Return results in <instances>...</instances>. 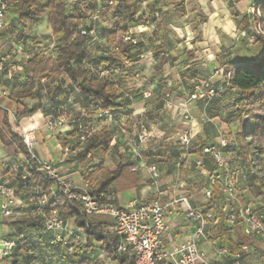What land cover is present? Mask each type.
Wrapping results in <instances>:
<instances>
[{
    "label": "trees",
    "instance_id": "trees-1",
    "mask_svg": "<svg viewBox=\"0 0 264 264\" xmlns=\"http://www.w3.org/2000/svg\"><path fill=\"white\" fill-rule=\"evenodd\" d=\"M13 1H20L23 5L19 18L23 26L39 25L45 10H49L48 22L54 43L52 54L41 51L32 55L24 64L23 75L19 70L9 80V99L24 107L22 113L15 115L16 120L42 112L50 117L49 119L64 116L69 123V112L65 107L68 104L67 98L74 93L78 94L86 100L87 105L85 112L73 122L71 137L76 140L75 148L80 146L82 134H86L91 127H95V132L88 136L82 150L78 153V158L87 159L93 153H106L114 138L112 130L106 123L116 116L123 115L124 104L122 92L118 86L119 79L131 78L132 75L128 72L125 61H131L133 56H136V50L141 47L133 44L131 39L126 41L125 38L129 37L130 29L134 25L142 23L139 16L142 12L143 0H100L102 9L99 12H96L98 9L96 0L87 2L77 0L73 4H68L66 0H49L44 5H40L37 0ZM256 6L264 11V0H259ZM99 20L103 21L105 26H102ZM259 22L264 24V15L261 19L255 18L253 24L257 25ZM118 33L123 38L115 48H112V40ZM11 38L19 45L29 43L31 46V41L39 40L37 37L29 36L25 30L16 29H12ZM106 43L109 44L108 48L103 47ZM256 43L262 47L258 56L251 61L222 58L223 64H227L224 71L227 81L226 93L219 98L222 107L218 110L214 109L217 95L210 101L205 99V103H207V113L210 118L219 117L221 113L226 112L231 121H239L238 131L233 137L234 144L226 151L235 155L234 165L230 162L234 172L240 171L245 178H250L252 190L257 196V203H254V206L264 212V204L258 203L264 200V36L257 35ZM95 45H100V48H93ZM6 52L15 53L14 50ZM161 63H166V60L162 59ZM181 76L192 80L198 76V72L191 67ZM65 78L69 81L67 87H65ZM73 84L76 85L75 88L72 87ZM77 89L80 90L78 93ZM189 89L194 90V84L190 85ZM225 97H228V101ZM0 111L5 113L3 123L0 125V136L10 134L11 142L20 139L21 137L12 129L8 112L1 106ZM101 112H109L111 120L99 118ZM81 126L84 129H81ZM204 146L206 145H194L186 151L195 154L196 161L202 159L209 175H215L217 168L213 161L202 154ZM175 147L180 146L177 144L174 146L172 142H163L156 146L155 153L148 154L150 163L170 166L172 159L169 155ZM23 155L27 154L23 153ZM207 160L212 163L209 169ZM14 164L16 162H13L8 170L11 178H13L11 168ZM126 168H130V165L121 163L114 171H105L101 165L91 168L88 176L89 193L91 195L107 193L110 197V186ZM27 173L26 180L22 179V174L11 179L16 195L24 200V205L16 208V215L6 222V225L16 232L5 238H19L22 235L23 239L18 240L16 249L4 261L6 264H37L38 262L86 264L90 254L95 253V250H79L70 255L60 246L52 245L51 234L44 231L43 219L35 215L34 207L31 205L32 189L38 188L49 194V190L52 192L56 187L55 181L48 177L39 179L44 176V173L35 167L28 168ZM237 189L239 191V188ZM219 195V187L216 186L214 199ZM60 198H66V196L59 189L57 196L52 197L45 208L47 213L53 210L60 212ZM69 207H71L70 216L79 218L86 215L75 203ZM21 210H25L26 215L20 216ZM99 223L106 228L109 227V231L114 230L112 219H100ZM211 224L208 232L213 234H209L210 239L220 248L227 246L232 251H236L238 244L233 247L232 229L226 222V214L216 210ZM76 228L84 229L86 235L91 237L92 242L97 245L102 239H108L107 233L99 231L95 224L87 226V222L83 219ZM119 240L122 241L121 237ZM104 250L111 255L115 264H136V258L131 252H120L118 242L109 240ZM113 252H120V254L112 255Z\"/></svg>",
    "mask_w": 264,
    "mask_h": 264
},
{
    "label": "crops",
    "instance_id": "crops-1",
    "mask_svg": "<svg viewBox=\"0 0 264 264\" xmlns=\"http://www.w3.org/2000/svg\"><path fill=\"white\" fill-rule=\"evenodd\" d=\"M66 1L68 4H73L77 0ZM84 1L87 2L89 0ZM258 1L259 0H230L229 2V7H233L235 9L234 14L239 20V24L235 26L240 27V25H243V27H240V30L246 34H251L253 32L249 26H253L255 20V17L252 14H249L247 10L251 9L254 5H257ZM170 2L175 3V7L179 11L185 10L183 7H181V5L185 4L186 0H179L178 3L175 2V0H154V3L149 4L148 8L141 12L139 19L142 20V23L134 25L130 29L129 37L133 44L143 47L144 42L141 40H136V35L138 34L140 36H144L150 32H154V29L151 27V25L156 23V16L154 14L149 15V11L153 13H166L168 11V4ZM96 3L98 8L96 12H99L102 9V3L100 0H96ZM237 5L239 7H236ZM22 7L23 5L20 1H13L10 4L6 27L8 36L2 42V49L4 52L10 50L15 51V55L20 65L21 75H23L22 71L24 69V64L29 58H31L34 48L29 45V43H25V45H19L16 40L12 39V29L28 31V29L31 28H37L38 30H41L42 28H49L51 31L49 22L47 21L49 12L42 17V21L39 25L23 26L19 21V18L22 14ZM242 11L244 13L243 16H241ZM45 19L46 21L43 23ZM101 25L105 26V23H102L101 21ZM222 30L227 34L232 32V27L224 23L222 24ZM203 31L207 36L209 47L214 45L213 55H220V52L215 51L216 48H220L221 52L223 53L222 58L225 60H238L236 55L237 53H235V51L240 47L245 46L247 40L244 38V36L237 39L233 33V35L230 37L232 44L229 47L224 44L223 38L217 34L215 28L206 27ZM162 37L163 32H161V43L159 44L156 40L151 41L152 44L156 45V51L154 55L160 62L162 59L166 60V64L172 68H175V73H168L167 75L164 73H158L156 76H153L149 80L143 82L137 80L134 75H132L129 79L120 78L118 86L122 92V102L124 104V108L122 111L123 115L119 117L116 116L113 120L110 119L111 121L106 123V125L112 130L114 134L110 149L106 153H93L87 159L78 158V154H74L72 152L66 156L62 154L63 162L61 163L58 160L56 164L59 167L67 166L72 170H75L79 165H84V171L81 172V178L85 184H88L89 170L95 166L101 165L105 171H114L121 163L129 164L130 168H126L122 175L109 188L110 197L121 208L126 207L133 200H138L142 203H146L145 201L151 202L154 200L151 195L154 190V186H158L160 193L165 194L163 197L165 200H168L169 197L178 198L180 196H188L193 206L198 208L206 206L209 203V200L205 195L207 188L209 187V171L207 169H201L195 166L196 155L188 153L186 150H189V148L175 147L171 150L169 155V157L172 159L170 166L166 164H151L148 154L155 153L154 150L156 146H159L164 142L163 137L166 135L164 133V129L163 127L158 126L156 123H153L150 126L146 123L143 125L141 123H137L133 114H144L148 109V105L128 107L133 103V100L142 97L144 95V91L151 90V93L154 94L155 99V102L152 105V108L155 109V116H153L152 112L149 111L147 112L148 119L154 120L156 117L163 119V114L166 112H175L179 116H182L185 114L187 109L184 108L183 100L180 98L184 96L185 92H188L192 96L196 92V88L199 85L198 78L199 80H205L210 77L211 71H215V69H211L206 73L205 71L196 69L198 72V76L196 78L192 80L183 78L181 75L186 72V70L193 67V65L196 63L195 56L192 58L184 57L181 59L172 55H166L167 50L162 46L164 43ZM138 50H136L137 53ZM139 58L140 57L136 55V59L139 60ZM178 60L179 64H177ZM141 71H143V69H141ZM175 76L179 77V82H177V80L174 78ZM223 76V80H217L214 83H211L212 87L218 92V97L213 105L215 110H218L222 107L220 105L221 103H219V98H221L224 93H226L227 81L224 73ZM168 80L173 81L171 88L168 85ZM65 81L66 85H68L69 81L66 78ZM8 83V76L6 74L0 75V86H8ZM145 84L147 85L146 89ZM192 84H194V90L189 89V86ZM126 92H131L134 95L126 97ZM75 99L77 101H83V103L80 104L79 113L72 109L70 104H67L65 107L69 112V123L65 128L60 129V131L50 133L51 139L49 136L44 135V125H46L47 120L50 118L47 117L45 113L38 112L31 117H26L18 121L16 120L15 115L24 111V107L22 105H17L8 98L2 100L0 106L8 112L12 129L20 137L22 132L37 133V130H39V138L43 141L45 146L47 147L49 142H51V144L58 147V150L62 153L63 148H69L71 151L75 148L76 140L71 137V133L74 128L73 122L86 110V100L78 94H76ZM225 99L228 101V97H225ZM193 101L201 102L199 105H197V107L207 115L208 123L205 126H201L198 122H194L191 125L196 139L190 147L193 148L194 145H197L202 141L204 145L216 144L218 142V132L216 130L218 126L216 125V122L219 121V118H210L208 116V108L207 103H205V99L198 98ZM169 103L172 105L168 106ZM4 117V111H0V125H2ZM173 128L180 131L181 135L184 131H186V127L183 122L173 125ZM143 131H146L152 135L153 143L149 146L148 150L145 151L144 155H141L137 159H133L127 151V143L130 140H137ZM173 145L175 146V143H173ZM20 155L21 153L18 149H9V156L11 159L5 160L2 164H0V187L10 182L11 178L8 174V170L13 162H20ZM49 155H54V153L49 151ZM96 157H99V159H96ZM225 157L227 158V151L225 152ZM77 162H79V165ZM207 165L208 169L212 166L210 160H207ZM149 166L157 167L160 173L159 179L152 178L150 172L147 169ZM84 172H87L86 176L84 175ZM193 175L196 176L195 180H193ZM178 177L182 179V183L177 179ZM201 177H203V179ZM138 182L140 184L139 187H137ZM172 185H176V187L173 188ZM198 190H200L202 194L201 198L195 195ZM140 197H143V199ZM158 198L159 197H156V199ZM3 200L4 197L0 195V206H2ZM199 200L204 202L206 201V203L200 201L201 204L199 205ZM125 201L128 203H124ZM1 209L2 207H0V211ZM19 215H26V211L21 210ZM7 219L0 217V240L1 238L12 236L16 232V230H12L6 225V222L8 221ZM171 220L174 222V226L171 229V235L174 240L178 244L189 240L194 232V228L186 219L184 211H172ZM177 221L178 223H176ZM5 229H7V231H5ZM107 229L109 230V227ZM233 235H236V233L232 231V237ZM240 243H242V241ZM215 246H217V243L211 240L210 242L202 243L201 249L203 251H208V257L212 264H219L223 260V257L216 253ZM97 256L98 254L96 252H92L90 254V259L86 262V264H102V262L98 260ZM0 264H6V262L2 261Z\"/></svg>",
    "mask_w": 264,
    "mask_h": 264
},
{
    "label": "clouds",
    "instance_id": "clouds-1",
    "mask_svg": "<svg viewBox=\"0 0 264 264\" xmlns=\"http://www.w3.org/2000/svg\"><path fill=\"white\" fill-rule=\"evenodd\" d=\"M179 2V0H175ZM230 0H186V3L181 5L185 10L179 11L175 7V3L170 2L168 4V11L166 13L161 12H151L149 15L156 16V23L152 24L151 27L154 29V32H150L144 36L136 35V40H141L144 42V46L140 48V51L136 54L139 56V60L136 59V56H133L131 61L126 60L125 64L127 65L128 72L131 75H134L137 80L143 82L149 80L151 77L156 76L158 73H175V68L170 67L166 63H161L157 57L154 55L156 51V45L152 44V40H156L157 43H161V32H163L162 40L164 43L162 46L167 50L166 55H172L183 59L184 57L195 56L196 63L193 65L194 69H199L205 71L206 73L211 69H218L219 71H211L210 77L205 80H199L200 88L204 90V94L207 95L206 85L209 83H214L217 80H223V73L227 64H223L220 48H216V52H220V55H213V47H209V42L205 32L203 31L206 27L215 28L218 35L223 38V42L226 46H231L232 41L230 37L235 34L236 38L245 36V32L240 30V27L235 25L239 24L237 16L234 14L235 9L229 7ZM154 3V0H143V7L141 11H144L148 8L149 4ZM236 7H239L238 5ZM249 14L253 12V9L247 10ZM243 11L241 16H243ZM103 23V21H102ZM228 24L232 27V32L225 33L222 30V24ZM221 25V26H218ZM111 26V24L109 25ZM249 28L255 32L258 28L249 26ZM123 38L121 34L113 38L111 47L115 48L117 44L120 43V40ZM254 40V37H252ZM170 45V47H169ZM103 47L108 48L109 44H104ZM120 47H125V45H120ZM245 49L240 47L237 49V54L244 52ZM179 64V60L177 61ZM223 64V67H221ZM234 67V66H233ZM143 69V71H141ZM177 82H179V77H174ZM173 84L172 80H168V85L171 88ZM67 87V85H65ZM73 88L76 87L75 84L72 85ZM147 85L145 84V89ZM80 90L77 89V93ZM201 93H197L200 95ZM134 95L131 92H126L125 96ZM76 94H72L67 98L68 104L71 105L77 113L80 111V104L83 103L82 100L77 101L75 99ZM175 99V98H174ZM180 99L183 100L184 108L187 109L184 115L179 116L175 112H166L163 114V119L156 117L154 120L147 118V112H152L155 116V109L152 108V105L155 102L154 94L151 93V90L144 91V95L138 99L133 100V103L128 107H137L148 105V109L142 115L133 114L137 123L148 124L149 126L153 123H156L158 126L163 127L164 133L166 134L163 139L164 143L173 142L180 147L187 148L195 141V136L193 134L191 125L194 122H198L201 126H205L208 123L207 115L197 107L201 102L193 101L191 95L188 92H185L184 96ZM179 102V101H177ZM180 122H183L186 131L181 135L180 131L173 128V125H176ZM44 135L50 137V133L60 131L56 125H44ZM175 133V134H174ZM12 138L10 134H5L0 136V164L3 161L11 159L9 156V149L15 148L18 149L20 153L19 156L20 166L24 167L25 173H27L28 168L35 167L44 173V176L39 179H44L45 177L54 178V181L59 185L62 190L67 193L66 198H60V220L59 223H54L49 220L47 227L44 231L49 229L52 232L57 234V240H59L60 233H68L72 235L73 230L76 228V225L80 223V220L83 219L87 222V226H95L99 231L107 233L108 239H102L100 244L92 242L91 237H88L84 232V229H80L78 236V242L87 241L88 250H95L98 254L97 258L102 264H115L112 261L111 255L104 250V246H107L109 240L119 243L120 252L127 251L129 245H133L132 251H136L139 255L142 251H157V257L154 260H149L147 258H142L137 261V264H167L165 257L175 259L176 252H182L185 244L183 242L177 243L171 235V229L174 226V222L171 220V213H168V216L165 217V213L168 212L169 207H173L177 204V201L174 197H169L168 200H165L163 197L165 194L160 193L159 187L154 186V190L151 193L152 198L156 199L159 197L155 212L159 213L156 217L155 225L156 227L153 231L156 233V237L148 236L147 233H144V226H140V232L144 233L143 235H138L135 242L131 239L127 241H120L119 236L121 232L128 231L126 227H121L120 222L117 223V228L115 230L109 231L106 227L99 223L100 219H114V217L101 218L98 214L92 212V201L84 196V193L89 191L88 186L85 185L83 179L81 178V172L84 171V165H79L75 170L69 169L67 166L57 167V161L63 162V155L58 150V147L53 146L51 142L45 146L43 141L39 138V130L37 133L32 134V138H28V134L22 132L21 138L11 142ZM229 142H234L233 138L229 137ZM224 143V141H221ZM49 151L54 153V155H49ZM26 153L27 155H23ZM234 157V154H232ZM99 159V157H96ZM218 159V157H217ZM227 166V165H225ZM84 175H87V172H84ZM203 179V177H201ZM181 181V178H177ZM196 179V176L193 175V180ZM139 182L137 187H139ZM173 188L176 185H172ZM73 189H79L81 194L73 192ZM33 191L37 189H32ZM5 198L3 200L2 207L4 210V218L7 219L10 215V209L15 206L24 204V200L18 198V195H14L11 189H5ZM49 194L51 190H49ZM83 196V198H82ZM143 199V197H140ZM171 201V203H169ZM41 205L47 203L46 199H40L37 201ZM146 203L148 201H145ZM77 204L79 206H86L85 213L79 218L75 216H70L71 207L69 205ZM124 203H128L125 201ZM258 203L264 204V200L259 201ZM26 206V205H25ZM113 207H118V205H113ZM132 211L133 216L136 215V209H129ZM251 212V209H249ZM143 217L148 216V211L145 210L142 213ZM193 219L197 220L199 223L203 224V217H200L196 214H192ZM243 219L235 224L232 231L236 233L233 235V247L239 244L241 241L244 244L249 245V260L251 264H264V212L257 211L250 218L246 213L241 212ZM161 217H165L163 220ZM178 223V221L176 222ZM193 227L195 225H192ZM7 231V229H5ZM201 237L207 239L203 234V229H200ZM212 235L213 233H209ZM131 235V234H130ZM160 238H163L161 240ZM190 243V241H189ZM120 252H113L112 255H119ZM208 251L205 250L201 253L200 258L205 261L208 259Z\"/></svg>",
    "mask_w": 264,
    "mask_h": 264
},
{
    "label": "built area",
    "instance_id": "built-area-1",
    "mask_svg": "<svg viewBox=\"0 0 264 264\" xmlns=\"http://www.w3.org/2000/svg\"><path fill=\"white\" fill-rule=\"evenodd\" d=\"M13 0H0V75H7L8 79L11 80L13 76H15L20 67L18 65V60L14 52H4L2 49V42L8 36L6 32L7 27V15L8 10L10 8V4ZM251 9L253 12L251 13L255 18L261 19L263 16L262 9L254 5ZM258 28L254 34H246L244 38H246L247 42L250 44H254L257 40V35L264 36V31L262 29V24L259 22L256 26ZM254 37V40L252 39ZM130 38L126 37L125 40L128 41ZM215 71H219L215 69ZM207 87V95L204 94V90L200 88V84L196 88V92L191 96L192 100H196L198 98L211 100L217 95V91L215 88L212 87L211 83L206 85ZM201 93L197 95V93ZM10 95V90L8 86H0V103L2 100L8 99ZM172 104H168L171 106ZM99 118L102 119H111V115L109 112H101L99 114ZM46 125H56L59 129H63L68 125V121L66 117L59 116L53 119H49L46 122ZM81 129H84L82 126ZM93 132H95V127H91L88 132L83 133L80 137V146L74 148L72 151L69 148H63L62 154L68 155L69 153L78 154L82 150V146L86 143L88 136H90ZM218 132V142L213 145H206L202 149L203 156H208L213 161L214 165L217 168V173L215 175H209L210 182L208 183L209 187L206 191V197L209 200V205L198 208L193 206L188 196H180L175 198L177 204L173 207L168 208V212L165 213V217L168 216V213L172 214V211L176 210H183L186 216V219L191 223V225H195L194 232L189 240L183 242L185 244L184 249L182 252H176L175 259L165 257L167 260V264H212L211 260L208 259L205 261L204 259L200 258L201 253L203 250L201 249V244L204 242H210L209 236V229L211 227V223L214 219L216 210L222 211L226 214V222L228 226L233 229L235 224H238L242 219L243 216L241 212L246 213L250 218L253 214L258 210L254 205L248 204L242 200L239 195V191L237 189L235 178H234V170L231 163L225 157L226 149L229 148L234 144V142H229V135L225 132H222L220 128L217 130ZM28 138H32L33 133H27ZM184 134V132H183ZM182 134V135H183ZM233 138V136H231ZM234 140V138H233ZM224 141V143H221ZM235 141V140H234ZM153 143V137L150 133L143 131V133L138 137L137 140H130L127 143V151L132 156L133 159H137L141 156L142 152L148 150L149 146ZM191 146V145H190ZM187 147V148H190ZM218 157V159H217ZM227 165V166H225ZM59 167L58 165H56ZM196 166L201 169H205V164L202 159H197ZM148 171L150 172L153 179H159L160 173L156 166H149L147 167ZM19 174H22V179L26 180L28 177V173H25L24 167L20 164H14L11 168V176L15 179ZM10 182L2 185L0 187V195L5 198V189H11L13 194L16 195L15 188ZM54 180V178H51ZM56 187L53 188V194H47L41 189L35 188L37 190L31 191L30 202L31 205L34 207L35 215L41 217L44 222V229L47 227V223L49 220L53 221L54 223H59L60 220V212L58 210H53L49 213L46 212L45 208L48 206L50 199L52 197L57 196L58 190L60 189L62 193L66 196L62 188L55 183ZM88 186L87 184H85ZM219 187V197L214 199V189L215 187ZM89 189V186H88ZM73 192L77 193L78 195L81 194L79 189H73ZM87 196L89 200L92 201V212L94 214H98L99 217H114V230L117 228V223L120 222L121 227H126L128 231L121 232L120 236L122 241H127L131 239L133 242L136 241L138 235H143L147 233L148 236L156 237V233L153 229L156 227L155 220L159 213L155 212L156 204L159 200L154 199L151 202L142 203L138 200L131 201L126 207H113V205H117L114 200L107 195V193H102L99 195H91L89 191L83 194ZM19 198V197H18ZM83 198V196H82ZM21 199V198H20ZM40 199H46L47 203L41 205L37 201ZM171 203V201L169 202ZM24 204L15 206L14 208L10 209V215L8 218H11L16 215L15 209L22 206ZM82 210L85 212L86 206H80ZM136 209V215L133 216L132 211L129 209ZM251 209V212H249ZM147 210L148 216L146 218L143 217L142 213ZM196 214L200 217H203V224L199 223L197 220L193 219V215ZM0 217H4V210L3 208L0 211ZM165 217H161L163 220ZM144 226V233L140 232V226ZM203 229L204 236L207 239H203L201 237L200 229ZM78 228H75L72 232V235H68V233H60L59 240H57V234L52 232L49 229L48 233L52 236L51 244L55 246H60L63 248L65 252L72 255L75 254L79 250H87L88 249V242L82 241L78 242V236L80 235ZM131 234V235H130ZM23 239V236H19V238H1L0 240V262L4 261L5 259L9 258L12 255L14 250L18 245V240ZM163 240V238H160ZM190 241V243H189ZM249 245L242 243L238 244V248L236 251H232L230 247H218L215 246V251L217 254L223 257V260L219 264H249L248 263V256H249ZM133 245H129L127 251L131 252L136 258L137 261L141 260L142 258H147L149 260H154L157 257V251H142L137 254L136 251H132ZM123 251V252H127ZM163 264V261H161Z\"/></svg>",
    "mask_w": 264,
    "mask_h": 264
},
{
    "label": "rangeland",
    "instance_id": "rangeland-1",
    "mask_svg": "<svg viewBox=\"0 0 264 264\" xmlns=\"http://www.w3.org/2000/svg\"><path fill=\"white\" fill-rule=\"evenodd\" d=\"M37 1L40 5H44V4L48 3L49 0H37ZM48 12H49V10L46 9L44 15H46V13H48ZM262 13L264 15L263 10H262ZM45 21H46V19L43 21V23ZM47 21H48V19H47ZM255 26L256 25L253 24V27H255ZM262 29L264 31V24H262ZM27 33L31 37L39 38V40L36 42L31 41L32 47L34 48L32 55H35L41 51H44L49 55L53 53L54 43H53V39L51 38L52 33H51L49 28H46V29L42 28L41 30H38L37 28H35V29L31 28V29H28ZM252 34H254V32H252L251 35ZM261 47L262 46L260 44H257L256 42L254 44H250V43L246 42L245 46L243 47L245 49V51L241 52L240 54H236L237 59L240 58L243 60L251 61L258 56ZM93 48H100V45H95ZM235 53H237V50L235 51ZM221 66L223 67V64H221ZM218 118H219V121L216 122V125L218 126L216 128V130H218V128H220L222 130V132H225L227 135L234 137V133L236 134V132L238 131L239 121H231V118H229V115L226 112L221 113ZM199 144H203V141L200 142ZM199 144H197V145H199ZM144 154H145V152L141 153V155H144ZM232 154L233 153H231V152H227V160L234 165L235 155L233 157ZM195 166H196V164H195ZM234 178H235L236 186H237V188H239V195L242 198V200L248 204H251V205H254V203H257V196L255 195L254 191L252 190L250 178H248V177L245 178V176L240 171L234 172ZM87 185L89 186V183ZM195 195L199 198L202 197L200 190H198L195 193ZM200 201L201 200H199V205L201 204V202H204V201H201V202ZM204 203H206V201ZM202 207H205V206H202ZM202 207H199V208H202ZM7 220L10 221V219H7ZM248 263L251 264L249 258H248ZM37 264H47V263L38 262Z\"/></svg>",
    "mask_w": 264,
    "mask_h": 264
}]
</instances>
